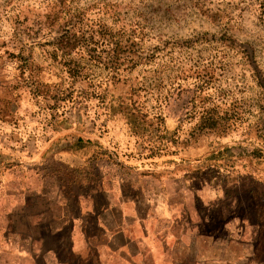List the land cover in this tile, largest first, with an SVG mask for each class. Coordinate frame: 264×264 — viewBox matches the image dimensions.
Wrapping results in <instances>:
<instances>
[{
	"label": "rangeland",
	"instance_id": "obj_1",
	"mask_svg": "<svg viewBox=\"0 0 264 264\" xmlns=\"http://www.w3.org/2000/svg\"><path fill=\"white\" fill-rule=\"evenodd\" d=\"M97 188L264 264V0H0V263L94 264L62 216Z\"/></svg>",
	"mask_w": 264,
	"mask_h": 264
},
{
	"label": "crops",
	"instance_id": "obj_2",
	"mask_svg": "<svg viewBox=\"0 0 264 264\" xmlns=\"http://www.w3.org/2000/svg\"><path fill=\"white\" fill-rule=\"evenodd\" d=\"M124 190L97 188L95 194H78L72 198L75 212L62 216L94 264H258L245 248L232 252L228 243L216 244L211 239L214 230L201 228L198 213L187 212L184 205L152 206L134 189L125 191L128 195ZM46 235L51 242L55 230L48 229ZM4 244V255L14 254L21 263L59 264L51 259L50 248L42 249L47 252L44 258L38 249L27 252L10 240Z\"/></svg>",
	"mask_w": 264,
	"mask_h": 264
},
{
	"label": "trees",
	"instance_id": "obj_3",
	"mask_svg": "<svg viewBox=\"0 0 264 264\" xmlns=\"http://www.w3.org/2000/svg\"><path fill=\"white\" fill-rule=\"evenodd\" d=\"M83 36H86V34H83ZM105 36V35H104ZM95 37H98L97 36V32L96 31H93V30H90L89 31V36L88 37H86V38H84V41L85 42H88V40L89 41H91V39H93V38H95ZM101 38H102V40H103V38H105V37H103V36H100ZM100 41V40H99Z\"/></svg>",
	"mask_w": 264,
	"mask_h": 264
}]
</instances>
